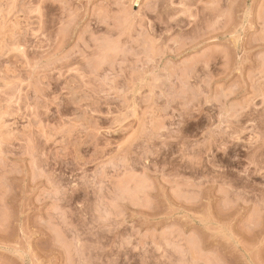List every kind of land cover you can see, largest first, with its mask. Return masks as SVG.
Wrapping results in <instances>:
<instances>
[{
    "label": "rangeland",
    "instance_id": "1",
    "mask_svg": "<svg viewBox=\"0 0 264 264\" xmlns=\"http://www.w3.org/2000/svg\"><path fill=\"white\" fill-rule=\"evenodd\" d=\"M0 264H264V0H0Z\"/></svg>",
    "mask_w": 264,
    "mask_h": 264
}]
</instances>
